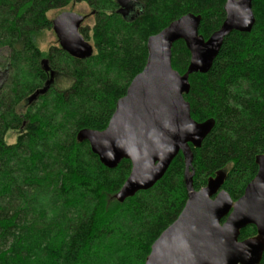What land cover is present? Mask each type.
<instances>
[{
	"label": "trees",
	"instance_id": "obj_1",
	"mask_svg": "<svg viewBox=\"0 0 264 264\" xmlns=\"http://www.w3.org/2000/svg\"><path fill=\"white\" fill-rule=\"evenodd\" d=\"M134 2L132 18H123L117 0H0V264H144L184 207L181 154L152 189L118 203L129 161L106 169L76 135L106 128L117 100L144 68L149 37L192 14L207 40L224 21L225 0ZM78 3L95 20L93 55L77 60L52 47L44 56L35 41L51 28L46 12ZM252 12L251 31L226 37L209 71L189 76L184 95L195 122L213 123L201 146L191 149L192 187L198 191L223 173L221 190L233 202L264 155V0H253ZM79 33L87 40L86 31ZM189 59L184 43H174L172 69L184 74ZM50 72L53 85L27 105ZM59 76L70 80L64 90L56 87ZM20 129L7 145L5 132ZM255 236L247 226L238 240Z\"/></svg>",
	"mask_w": 264,
	"mask_h": 264
},
{
	"label": "water",
	"instance_id": "obj_2",
	"mask_svg": "<svg viewBox=\"0 0 264 264\" xmlns=\"http://www.w3.org/2000/svg\"><path fill=\"white\" fill-rule=\"evenodd\" d=\"M253 0H225V18L207 40L198 35L200 17L184 15L146 42L147 58L142 71L117 100L106 128L77 133L106 169L121 161L130 163V173L115 195L118 203L148 191L165 175L181 154L184 165L186 202L176 220L152 243L144 264H260L264 253V155L256 158L257 172L236 201L221 187L224 174L217 173L206 185L192 187V148L198 149L213 123H197L184 100L190 89L189 76L205 74L217 57L224 39L233 32L249 33L255 19ZM117 13L132 18L134 0H117ZM83 17L62 12L52 21L59 48L70 57L85 60L93 47L81 36ZM182 41L190 54L184 74L171 66V48ZM43 69L49 72L46 60ZM54 82V73L27 99L31 105L44 96ZM222 220H224L223 223ZM253 226L256 236L239 241L241 229ZM264 264V261H263Z\"/></svg>",
	"mask_w": 264,
	"mask_h": 264
},
{
	"label": "rangeland",
	"instance_id": "obj_3",
	"mask_svg": "<svg viewBox=\"0 0 264 264\" xmlns=\"http://www.w3.org/2000/svg\"><path fill=\"white\" fill-rule=\"evenodd\" d=\"M71 11L73 13H76L80 16H87V18L83 21L81 24V28L86 31L87 34V42L93 47L92 42V28L94 26V18L93 16H90L91 10L85 3H78L75 5L69 4L63 9H52L46 12L45 18L47 21H52L59 13L61 12H68ZM85 38V37H84ZM36 47L38 48L39 52H41L44 56L48 53V51L52 47H59L57 39L55 34L52 31V25L50 29H45L41 31L37 35V39L35 41ZM94 53V49H93ZM4 76V73L2 74L0 80H2ZM5 77V76H4ZM70 84V80L68 78H65L64 76H59L57 79L56 87L60 90L66 89ZM22 107V105H21ZM18 136V133L9 131L4 135V142L6 144H14L16 141V138ZM189 175L191 174V171H188Z\"/></svg>",
	"mask_w": 264,
	"mask_h": 264
},
{
	"label": "flooded vegetation",
	"instance_id": "obj_4",
	"mask_svg": "<svg viewBox=\"0 0 264 264\" xmlns=\"http://www.w3.org/2000/svg\"><path fill=\"white\" fill-rule=\"evenodd\" d=\"M68 12H71V11H68ZM62 13V12H61ZM60 14V13H59ZM91 16V15H90ZM83 17V21L87 18V16H82ZM83 23V22H82ZM81 28V27H80ZM79 28V29H80ZM3 78H4V76H3ZM9 131H7V132H5V133H8ZM11 132H16V133H22L23 132V130L22 129H20L19 131H14V130H11ZM7 145H11V144H7ZM224 222V220H222V222L221 223H223ZM264 254V253H263Z\"/></svg>",
	"mask_w": 264,
	"mask_h": 264
}]
</instances>
